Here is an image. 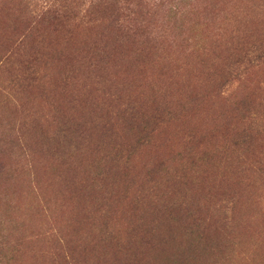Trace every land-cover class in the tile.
Masks as SVG:
<instances>
[{
	"label": "rangeland",
	"instance_id": "374dc122",
	"mask_svg": "<svg viewBox=\"0 0 264 264\" xmlns=\"http://www.w3.org/2000/svg\"><path fill=\"white\" fill-rule=\"evenodd\" d=\"M2 164V264H264V0H0Z\"/></svg>",
	"mask_w": 264,
	"mask_h": 264
},
{
	"label": "bare ground",
	"instance_id": "6f19581e",
	"mask_svg": "<svg viewBox=\"0 0 264 264\" xmlns=\"http://www.w3.org/2000/svg\"><path fill=\"white\" fill-rule=\"evenodd\" d=\"M149 57H151V56H149ZM143 58V57H142ZM146 58H147V56H146ZM136 59H138V57L136 58ZM127 61V60H126ZM114 62V61H113ZM132 62H133V60H132ZM119 63L121 64V61H119ZM115 65V64H114ZM124 65L125 64H123V67H124ZM132 65H133V63H132ZM139 65V64H138ZM143 66V65H142ZM114 67V66H113ZM123 67H120V68H122V69H125V68H123ZM131 67V66H130ZM137 67V66H136ZM139 67V66H138ZM134 68H135V66H134ZM147 68V67H146ZM149 68V67H148ZM151 68V67H150ZM117 69V68H116ZM121 69V70H122ZM152 69V68H151ZM120 70V69H119ZM119 70H118V72H119ZM139 70H141V68L139 69ZM150 70V69H149ZM124 71H126L125 73H127V68H126V70H124ZM137 71V70H136ZM117 72V73H118ZM144 72V71H143ZM109 73H111V71L109 72ZM122 73V72H121ZM135 73V72H134ZM142 73V72H141ZM124 74V73H123ZM131 74V73H130ZM144 74H146V72L144 73ZM148 74V73H147ZM125 75V74H124ZM127 75V74H126ZM138 75V74H137ZM113 76H115L114 74H113ZM118 76H119V74H118ZM129 76V75H128ZM141 77H142V75H140ZM134 78H136V77H134ZM140 78V77H139ZM110 79V78H109ZM113 79H115V77L113 78ZM113 79H112V81H113ZM133 79V78H132ZM138 79V78H137ZM137 79H134V80H137ZM118 80V79H117ZM120 80V79H119ZM121 80H122V77H121ZM125 81V80H124ZM141 81V80H140ZM147 81V80H146ZM126 82H127V80H126ZM112 83V82H111ZM119 83H120V81H119ZM123 83V82H122ZM128 83V82H127ZM130 83V82H129ZM133 83V82H132ZM116 84V83H115ZM132 86L131 87H133L134 85H135V83H134V85L133 84H131ZM120 86H122V84L120 85ZM136 86V85H135ZM149 86V85H148ZM118 87H119V85H118ZM123 87V86H122ZM129 87V86H128ZM139 87V86H138ZM121 88V87H120ZM130 88V87H129ZM135 88V87H134ZM126 89V88H125ZM144 89V88H143ZM140 90V89H139ZM136 91V90H135ZM128 92V91H127ZM126 92V93H127ZM142 91H140V93H141ZM131 94V93H130ZM129 94V95H130ZM141 95V94H140ZM142 96V95H141ZM124 99V98H123ZM143 100V99H142ZM146 100V99H145ZM149 101V100H148ZM141 102V101H140ZM142 103V102H141ZM150 103V102H149ZM148 104V103H147ZM157 104V103H156ZM159 104V103H158ZM154 107V106H153ZM195 120V119H194ZM188 121V120H187ZM183 124V123H182ZM188 125V124H187ZM182 127V126H181ZM185 128V127H184ZM187 128H189V126L187 127ZM187 128H185V129H187ZM233 175V174H232ZM222 176H223V174H222ZM237 177V176H236ZM226 179V178H225ZM223 180V179H222ZM228 181V180H227ZM238 181H236V183H237ZM159 249H160V247H159ZM188 249H190V248H188ZM181 254V253H180ZM186 256V255H185ZM184 256V257H185ZM157 259V258H156ZM178 259V258H177ZM183 260V259H182ZM165 264V263H164Z\"/></svg>",
	"mask_w": 264,
	"mask_h": 264
},
{
	"label": "trees",
	"instance_id": "16d2710c",
	"mask_svg": "<svg viewBox=\"0 0 264 264\" xmlns=\"http://www.w3.org/2000/svg\"><path fill=\"white\" fill-rule=\"evenodd\" d=\"M3 168H4V166H3V164H2V166H0V172L3 170ZM0 236H2L3 237V239L7 236V231L5 232V230L3 231V230H0ZM2 255H0V264H2L3 262H4V257L2 256Z\"/></svg>",
	"mask_w": 264,
	"mask_h": 264
}]
</instances>
